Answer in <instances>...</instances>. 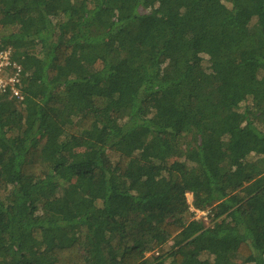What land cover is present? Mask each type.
Returning a JSON list of instances; mask_svg holds the SVG:
<instances>
[{"label":"trees","instance_id":"obj_1","mask_svg":"<svg viewBox=\"0 0 264 264\" xmlns=\"http://www.w3.org/2000/svg\"><path fill=\"white\" fill-rule=\"evenodd\" d=\"M0 53V264H264V0H0Z\"/></svg>","mask_w":264,"mask_h":264},{"label":"built area","instance_id":"obj_2","mask_svg":"<svg viewBox=\"0 0 264 264\" xmlns=\"http://www.w3.org/2000/svg\"><path fill=\"white\" fill-rule=\"evenodd\" d=\"M7 66H11L9 61H8V53H0V69L2 67H7ZM7 82L11 84L13 82V80L10 79ZM6 85H7V83L4 82L2 79H0V86L2 88H5ZM13 95L19 99L21 98L20 95L16 91L13 92Z\"/></svg>","mask_w":264,"mask_h":264},{"label":"rangeland","instance_id":"obj_3","mask_svg":"<svg viewBox=\"0 0 264 264\" xmlns=\"http://www.w3.org/2000/svg\"><path fill=\"white\" fill-rule=\"evenodd\" d=\"M107 163H108V165H109V162L107 161ZM188 165H190V164H188ZM187 199H188V201L189 202H191V196L190 195H188L187 196ZM204 217L205 216V214H203V213H198V215H197V217ZM147 256H150V255H147Z\"/></svg>","mask_w":264,"mask_h":264},{"label":"clouds","instance_id":"obj_4","mask_svg":"<svg viewBox=\"0 0 264 264\" xmlns=\"http://www.w3.org/2000/svg\"><path fill=\"white\" fill-rule=\"evenodd\" d=\"M190 203V202H189Z\"/></svg>","mask_w":264,"mask_h":264}]
</instances>
